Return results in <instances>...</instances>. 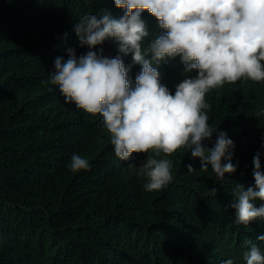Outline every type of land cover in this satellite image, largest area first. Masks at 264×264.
I'll return each instance as SVG.
<instances>
[{"label": "trees", "instance_id": "1", "mask_svg": "<svg viewBox=\"0 0 264 264\" xmlns=\"http://www.w3.org/2000/svg\"><path fill=\"white\" fill-rule=\"evenodd\" d=\"M102 9L123 15L114 0H0V264H246L247 240L264 253V241L256 239L264 236V220L238 225L230 206L235 184L254 186L257 152L264 167V117L254 116L264 108V83L241 80L206 97L209 123L217 127L206 143L227 132L235 173L217 180L180 149L168 157L174 181L146 191L145 178L127 165L152 153L121 161L102 117L66 103L57 86L45 83L68 49L77 57L89 51L74 25ZM142 19L151 33L147 44L158 22L147 12ZM117 47L107 39L93 50L115 57ZM123 59L134 85L140 65L131 55ZM158 70L173 93L185 78L179 58ZM73 154L87 158L90 170L72 172ZM214 187L217 196L209 192Z\"/></svg>", "mask_w": 264, "mask_h": 264}, {"label": "clouds", "instance_id": "2", "mask_svg": "<svg viewBox=\"0 0 264 264\" xmlns=\"http://www.w3.org/2000/svg\"><path fill=\"white\" fill-rule=\"evenodd\" d=\"M114 4L123 10L119 18L102 9L99 17L84 15L75 23L80 45L89 51L77 57L74 49H68V59H55V72L45 83L57 86L66 103L102 117L121 161L152 153L138 166L127 165L145 178L146 191L163 190L174 181L173 161L168 157L180 149L190 150L200 160V170L211 168L217 180L235 173V144L227 132L219 131L211 147L206 143L217 132L209 123L211 106L206 97L212 90L241 80L264 83V0H114ZM144 12L156 19L159 29L147 44L151 33L142 19ZM107 39L117 43L115 57L104 55L102 48L93 50ZM128 55L140 65L134 85L123 59ZM177 58L185 78L173 93L161 83L158 69ZM254 116L257 120L264 117V108ZM68 167L72 172L88 171L90 163L73 154ZM187 170L196 171L191 164ZM253 178L254 186L235 184L230 205L235 209L234 222L245 227L253 220H264L260 152L253 157ZM209 192L217 196V188ZM255 201L261 202L259 207ZM256 239L264 241V236ZM246 244V264H264L261 249L251 240Z\"/></svg>", "mask_w": 264, "mask_h": 264}]
</instances>
